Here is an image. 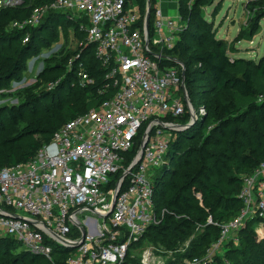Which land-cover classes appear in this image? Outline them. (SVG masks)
I'll use <instances>...</instances> for the list:
<instances>
[{
	"label": "built area",
	"instance_id": "obj_1",
	"mask_svg": "<svg viewBox=\"0 0 264 264\" xmlns=\"http://www.w3.org/2000/svg\"><path fill=\"white\" fill-rule=\"evenodd\" d=\"M147 2L141 14L127 0H51L29 19L44 11L85 18L78 29L113 90L55 131L32 160L0 169V237L49 264H121L130 246L160 222L154 175L182 127L177 119L195 108L186 99L184 65L164 53L179 38V19L153 0L150 25ZM22 3L0 0L2 7ZM80 58L73 75L87 86L93 78ZM237 197L238 215L223 224L207 219L219 227V238L183 264H215L252 221L255 239L264 240V161L243 176Z\"/></svg>",
	"mask_w": 264,
	"mask_h": 264
},
{
	"label": "rangeland",
	"instance_id": "obj_2",
	"mask_svg": "<svg viewBox=\"0 0 264 264\" xmlns=\"http://www.w3.org/2000/svg\"><path fill=\"white\" fill-rule=\"evenodd\" d=\"M182 1L184 8L195 4L192 10L195 24L182 18L177 0H167V9L169 8L172 16L177 11L175 17H178L182 30L189 28L190 31L198 30L203 34L201 40L185 35L190 52L209 48L213 37L223 41L226 47L233 45L237 49V53L227 51L230 57L245 59L250 64L264 57V0ZM44 4V0H23L20 6H0V50L15 56L20 63L6 82H0V140L14 136L25 123L43 116L46 111L69 106L73 99V93L67 87L59 85L64 83L69 70L79 65L72 53L84 41L85 34L75 28L74 22H79L80 25H85L86 22L79 15L67 13L72 23L46 21L42 24L41 19L46 20L50 11H44L35 21L29 22L33 9ZM130 4L137 5L134 2ZM257 13L260 18L255 33L252 36L249 33L242 35V26L247 25L248 20ZM202 21L207 23L209 31H202ZM84 59L86 62L87 57ZM250 64L240 63L233 70L242 71L251 67ZM188 67L190 71L201 66L192 64ZM0 70H5L1 63ZM74 77L71 85L75 89L81 84ZM193 77L191 93L186 88V99L194 106L195 111L188 114L185 110L182 119H177L183 120L185 115L188 116L187 121L181 124L184 127L176 130L178 143L166 160L167 170L162 176L163 184L159 189L167 197L171 187L170 179L176 183L186 181L190 187L183 194L194 198L191 204L199 207L214 203V199L224 201L222 198L226 197V190L233 187L230 176L237 174L242 178L244 175L241 171L244 167L242 156L264 153V114L249 110L250 104L259 103L264 96V79L255 75V95L242 97L230 89H217L203 71ZM109 89L102 83L98 89L87 90L86 94L107 93ZM199 109L203 111L200 112ZM259 109L264 111V107ZM10 110L14 117H11ZM233 111L238 116L232 118L230 124H226V119ZM232 130L237 131L236 137L231 135ZM31 139H36V136H27L20 144ZM203 183L216 186V189L212 194L206 193ZM164 207L165 199L162 198L157 202L158 210H162L159 212L161 215L165 212ZM159 213L156 212L158 218ZM185 229L173 234L162 232L161 235L154 230L148 231L130 246L122 263L172 264L180 253L192 248L203 233V226L198 223ZM163 241L171 242L172 247L164 246ZM19 251V248H14L4 253L8 255L5 258L8 264L15 261Z\"/></svg>",
	"mask_w": 264,
	"mask_h": 264
},
{
	"label": "trees",
	"instance_id": "obj_3",
	"mask_svg": "<svg viewBox=\"0 0 264 264\" xmlns=\"http://www.w3.org/2000/svg\"><path fill=\"white\" fill-rule=\"evenodd\" d=\"M51 0H44L48 3ZM128 2H134L137 4L140 13L143 14L145 11L146 0H127ZM179 6V12L182 18H186L190 24H195L193 22L192 10L195 8V4H191L188 8L183 7V1L177 0ZM153 0H151L150 6V17L149 24L153 20ZM3 13H6L2 9ZM259 14L257 13L254 17L248 20L247 25H243L241 28V34L245 35L249 33L252 36L259 23ZM82 21L85 18L81 19ZM46 21L48 23L58 21L62 24L72 23L67 13L51 11L46 20L41 19L42 24ZM86 22V20H85ZM75 28H79V22H74ZM203 28L202 31H209L207 23L202 21ZM84 33V32H83ZM85 34V33H84ZM189 34L193 39L201 40L203 34L199 33L198 30L190 31L189 28L183 29L179 33V38L177 39L174 47L170 50L164 51V53L170 57L176 58L185 67V86L187 90L191 93L192 82L194 75L203 71L211 81L214 86L220 90L230 89L239 93L242 97H251L255 95V81L254 76L264 79V57L259 61H254L248 63L245 59L239 57H230L227 51L231 53H237V49L233 46H225V43L221 40H216L211 38V44L209 48L201 49L199 51H189L186 45L185 35ZM76 57L80 56V60H84L87 71L93 78V83L88 86H78L73 88L71 79L75 78L73 75V69L67 73L64 83L59 86H65L68 91L73 93V99L69 106L59 107L51 112H45L43 116L31 119L29 122L25 123L18 132L7 139L0 140V169L4 167H10L18 163H26L34 158L40 147L47 143L55 131H57L62 125H64L70 119L85 113L89 109L99 106L101 102L111 97L113 90L109 89L107 93H94L86 94V91L91 89L92 91L98 89L102 83H106L105 70L101 67L100 63L95 59L93 54V46L88 44L85 39L72 53ZM74 59V60H75ZM0 63L4 66L5 70H0V82L4 81L12 75L19 68V61L16 57L9 55L0 50ZM246 63L252 65L251 67H246L242 71L233 70L238 64ZM192 64H199L200 68H195L189 71L188 66ZM58 86V87H59ZM45 91H41L42 93ZM264 94V90H262ZM259 107H264V96L261 97L259 103L250 104V109L259 112L260 115L264 114V111L259 109ZM259 109V110H258ZM11 111V110H10ZM18 114H21L18 112ZM11 117H14L11 111ZM238 116L237 112L233 111V114L226 119L225 123L230 124L232 118ZM182 119V118H181ZM177 120L179 124H184L188 116L185 115L183 120ZM237 130V129H236ZM237 132V131H236ZM235 130L231 131V135L236 137ZM178 133L173 132L172 138L169 141L168 150L165 154V163L159 167L156 171L157 174L153 179V203L155 208V213L157 214L162 210H158L157 202L160 199H165L166 207L163 208L165 212L162 215L159 213V223L150 226L146 232L154 230L156 234L162 232L173 234L175 231L186 230L185 228H192L194 223H198L203 226V233L200 235L199 239L189 250L187 249L184 253H180L178 257L173 261L172 264H183L185 259H191L193 257H198L203 255L206 248H208L211 243L215 242L220 235V229L214 224L207 223V218L210 217L212 222L223 224L234 219L241 209L242 202L238 199L237 195L242 185V178L233 174L230 176L232 188L226 190V197L221 199H214V203H207L202 206H196L191 204V200L194 198L186 197L183 192L187 190L190 185H187L186 181L183 183H176L174 180L170 179V191L167 197L159 189L163 184V174L166 173V160L170 157L172 152L178 143ZM27 136H36V139H31L25 144H20V141ZM245 158V159H244ZM244 167L241 169L243 176L250 174L260 162L264 161V153L252 154L241 157ZM206 193L212 194L216 189V186H207L203 183ZM169 209H173L171 212ZM253 221L249 222L247 226L242 229L238 236L239 242L237 245L231 244L229 242L225 247L222 256L215 257V264H264V240L256 241L253 230ZM164 246L172 247L171 242L163 241ZM14 248H19L18 244L8 238L0 237V264H8V255H5L6 251H12ZM5 253V254H4ZM4 254V255H3ZM227 261V262H226ZM9 264H49L48 261L42 257L31 255L23 250H20L16 254V259ZM123 264V263H122Z\"/></svg>",
	"mask_w": 264,
	"mask_h": 264
},
{
	"label": "crops",
	"instance_id": "obj_4",
	"mask_svg": "<svg viewBox=\"0 0 264 264\" xmlns=\"http://www.w3.org/2000/svg\"><path fill=\"white\" fill-rule=\"evenodd\" d=\"M170 1L172 2L173 0H170ZM161 7H162L163 12L165 13V15H168L170 17H175L178 14L177 11H176L175 16H172L171 14H169L171 11L169 10V8L167 9V0H161Z\"/></svg>",
	"mask_w": 264,
	"mask_h": 264
},
{
	"label": "water",
	"instance_id": "obj_5",
	"mask_svg": "<svg viewBox=\"0 0 264 264\" xmlns=\"http://www.w3.org/2000/svg\"><path fill=\"white\" fill-rule=\"evenodd\" d=\"M147 4H148V7H150V2H149V0H148ZM175 63H178V64H179V61L176 60ZM182 127H184V126H182ZM182 127L180 126V128H182ZM78 244H79V243L75 244V246H77ZM75 246H74V247H75Z\"/></svg>",
	"mask_w": 264,
	"mask_h": 264
}]
</instances>
